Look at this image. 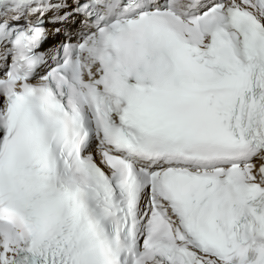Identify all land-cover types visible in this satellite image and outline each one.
Returning <instances> with one entry per match:
<instances>
[{"label": "snow or ice", "instance_id": "obj_1", "mask_svg": "<svg viewBox=\"0 0 264 264\" xmlns=\"http://www.w3.org/2000/svg\"><path fill=\"white\" fill-rule=\"evenodd\" d=\"M0 264H264V0H0Z\"/></svg>", "mask_w": 264, "mask_h": 264}]
</instances>
